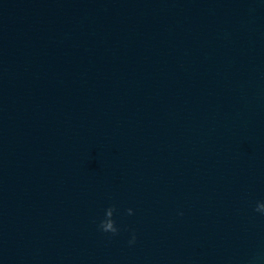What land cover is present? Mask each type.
<instances>
[{"label":"water","instance_id":"water-1","mask_svg":"<svg viewBox=\"0 0 264 264\" xmlns=\"http://www.w3.org/2000/svg\"><path fill=\"white\" fill-rule=\"evenodd\" d=\"M0 264H264V82L1 65Z\"/></svg>","mask_w":264,"mask_h":264}]
</instances>
